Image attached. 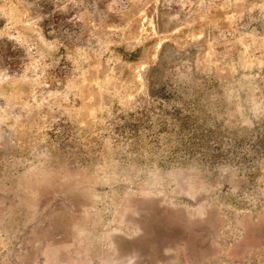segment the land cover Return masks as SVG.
Segmentation results:
<instances>
[{
	"label": "rangeland",
	"instance_id": "obj_1",
	"mask_svg": "<svg viewBox=\"0 0 264 264\" xmlns=\"http://www.w3.org/2000/svg\"><path fill=\"white\" fill-rule=\"evenodd\" d=\"M125 1L0 0V264H264V0Z\"/></svg>",
	"mask_w": 264,
	"mask_h": 264
},
{
	"label": "crops",
	"instance_id": "obj_2",
	"mask_svg": "<svg viewBox=\"0 0 264 264\" xmlns=\"http://www.w3.org/2000/svg\"><path fill=\"white\" fill-rule=\"evenodd\" d=\"M98 6L103 8H107L108 11H118V12H125L128 10L129 5L126 3L125 0H114V2H109V0H106L105 3H99ZM13 39H15V45L17 44V62L19 63L22 61V63L18 64L19 70L21 69V72L19 73L20 75H25L24 70H26L27 76L33 77V72L35 70H38L39 67L43 69V73L47 71L48 68L51 67V59L54 58V60H58L59 62V67L61 66V61L66 60V55L65 52L66 50L62 49V45L67 44V39H58L59 43H61V46L59 47L58 51L55 53L54 57H52V52L51 51H42L39 54L38 52L34 51V49L37 48V45L45 44L46 39H33L30 37V31L27 36V38H20V36H14ZM37 66H36V65ZM43 66V67H42ZM38 67V68H37ZM34 90V89H32ZM99 253V252H98ZM97 251H95V255L99 256ZM98 258V257H95ZM128 264H131L129 261ZM148 264V263H147Z\"/></svg>",
	"mask_w": 264,
	"mask_h": 264
}]
</instances>
